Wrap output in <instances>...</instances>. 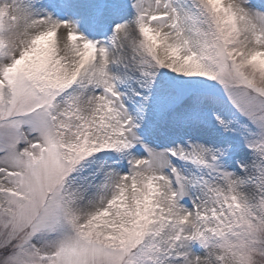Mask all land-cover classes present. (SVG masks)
<instances>
[{
    "label": "snow or ice",
    "instance_id": "obj_1",
    "mask_svg": "<svg viewBox=\"0 0 264 264\" xmlns=\"http://www.w3.org/2000/svg\"><path fill=\"white\" fill-rule=\"evenodd\" d=\"M0 264H264V0H0Z\"/></svg>",
    "mask_w": 264,
    "mask_h": 264
}]
</instances>
